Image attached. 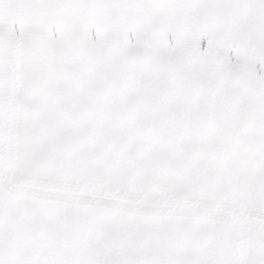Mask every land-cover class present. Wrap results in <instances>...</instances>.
<instances>
[{"label":"snow or ice","instance_id":"obj_1","mask_svg":"<svg viewBox=\"0 0 264 264\" xmlns=\"http://www.w3.org/2000/svg\"><path fill=\"white\" fill-rule=\"evenodd\" d=\"M0 264H264V0H0Z\"/></svg>","mask_w":264,"mask_h":264}]
</instances>
